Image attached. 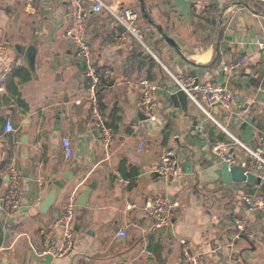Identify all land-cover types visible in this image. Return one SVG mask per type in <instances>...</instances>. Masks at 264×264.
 <instances>
[{
	"label": "crops",
	"instance_id": "1",
	"mask_svg": "<svg viewBox=\"0 0 264 264\" xmlns=\"http://www.w3.org/2000/svg\"><path fill=\"white\" fill-rule=\"evenodd\" d=\"M102 1L104 7L92 11L86 30L93 65L110 70L98 89L102 113L114 130L110 149L87 122L91 77L86 61L64 37L68 0H0V71L22 57L0 88L2 264H188L181 239L200 264H264V209L250 210L242 198L245 193L264 195V184L222 183L223 162L211 150L215 140L226 139L244 161L248 155L243 144L255 145L264 131V52L256 44L264 39V4ZM84 6L90 10L92 2L85 0ZM111 6L139 11L146 47L127 32ZM122 34L126 40L118 41ZM20 44L36 50L32 68L17 51ZM243 53L248 54L247 64L231 72L223 68V61ZM180 73L199 82L227 84L230 106L210 104L203 96L200 103L172 101ZM139 77L159 84L151 119L135 103L140 92L130 82ZM8 119L15 128L10 132L4 125ZM64 137L72 141L69 157ZM170 147L177 151L178 165L164 176L156 166L159 154ZM11 165L21 171L24 198L12 211L3 204ZM64 173H73V179L61 188L56 205L42 212L39 202L52 180L64 178ZM94 178L97 188L85 205L78 204L80 184ZM70 195L77 204L73 247L60 258L38 254L39 231L52 226ZM156 195L179 202L172 234L154 231L145 212L146 201ZM239 216L247 218L250 234L238 235ZM120 229L127 234L118 235Z\"/></svg>",
	"mask_w": 264,
	"mask_h": 264
},
{
	"label": "built area",
	"instance_id": "2",
	"mask_svg": "<svg viewBox=\"0 0 264 264\" xmlns=\"http://www.w3.org/2000/svg\"><path fill=\"white\" fill-rule=\"evenodd\" d=\"M85 0H68V12L70 20L65 28L64 37L73 42L74 48L78 56L83 58L87 63V75L91 77V87L88 94L89 104L91 110L87 119L88 125L91 129L97 130L100 139L105 148L110 149L113 144L114 130L104 117L101 105L98 99V89L106 82L110 76V70L106 67H100L97 64L93 65L92 48L87 39V22L92 15V11H100L104 7L102 0H89L92 2V7L87 10L84 6ZM196 3L210 4L214 0H192ZM255 3L264 4V0H250ZM114 11L119 22L125 27L127 32L131 33L144 47L143 29L139 25L140 13L133 7H125L118 10L116 7L109 8ZM118 41H125L126 35L122 34L116 37ZM259 49L264 52V39H259L256 42ZM148 48V47H147ZM4 51V46L0 47V52ZM248 54L243 53L238 58L223 61V68L231 72L241 68L247 64ZM22 57L13 59L10 63L4 65L0 71V88L2 83L7 79L8 75L15 67L20 66ZM176 83L179 89L184 90L190 99L198 101L199 96H203L210 104H220L228 108L232 102V90L227 84H216L211 81L199 82L193 75L178 74L175 75ZM130 84L140 92V96L136 99V106L140 113L145 117H153L152 109L158 104V89L159 84L147 77H139L131 80ZM263 117H264V100L262 101ZM5 130L7 132L13 131L14 124L11 120H6ZM64 146V153L66 157L72 155L73 147L72 141L68 137L62 139ZM237 144L242 143L238 139ZM235 143V144H236ZM246 147L248 157L244 161H239L235 153L233 145L226 139H217L212 143V152L220 159L221 162L227 163L228 167L238 165L243 173H253L260 183L264 181V131L259 135L257 143L253 146L243 144ZM146 146L145 141L140 142L141 150ZM178 157L177 151L174 147L167 148L159 154V160L156 166V171L164 176L174 173L177 169ZM8 186L3 196V204L5 209L10 211L17 210L23 202V179L21 171L15 166L11 165L8 172ZM129 183V180L125 181ZM243 201L247 207L253 211H260L264 209V195L258 193H245ZM179 206V202L173 200L166 195H156L146 201L144 205L145 212L152 221V228L160 226H168L172 223L174 210ZM75 196L70 195L65 202L60 216L53 222L49 228H43L39 231L42 240V246L37 253L44 255L51 254L54 258H60L74 245L75 233L73 223L76 212ZM129 209L134 207V204H128ZM235 228L238 230V235L250 234L248 228V220L244 216H239L235 220ZM127 234L125 229H120L118 235L125 236ZM6 249L4 244L0 242V264L3 262V252ZM182 257L188 264H200L199 257L192 252L189 244L185 239H181Z\"/></svg>",
	"mask_w": 264,
	"mask_h": 264
},
{
	"label": "water",
	"instance_id": "3",
	"mask_svg": "<svg viewBox=\"0 0 264 264\" xmlns=\"http://www.w3.org/2000/svg\"><path fill=\"white\" fill-rule=\"evenodd\" d=\"M16 49L17 51H19V53H22L24 64L27 65L29 68H32L36 50L33 47H29L28 49H26L25 46L21 44L16 45ZM170 98L174 102L181 101L182 104H184L189 99V96L184 90L179 89L171 93ZM60 112L61 111H59L56 119V123H57V125L55 126L56 130L60 129L59 122H60V118H62ZM220 174H221L220 181L224 184L226 183L231 184L233 182H239L245 180L257 181L258 183L260 182V179H258L255 174L253 173L245 174L238 165L228 167L227 163L224 162L220 166ZM72 177H73V173H64V178L60 177V178H54L52 180L50 187L48 188V191L43 196L42 200L39 202V208L42 212H47L51 207L56 205L61 188L65 186V184L67 183V179H73ZM262 184H264V181ZM80 185H81V189H80V194H79L80 197L78 204L80 203L85 205L88 201V197H89L88 195L97 188L98 179L94 178L91 181H82ZM173 222H174V217L172 218V223L170 225L155 227L154 231L162 232V233L167 232L172 234Z\"/></svg>",
	"mask_w": 264,
	"mask_h": 264
}]
</instances>
